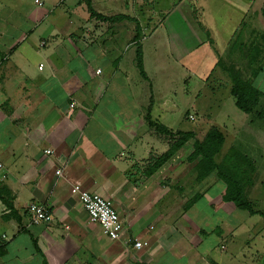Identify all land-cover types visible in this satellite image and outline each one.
Returning a JSON list of instances; mask_svg holds the SVG:
<instances>
[{
    "label": "crops",
    "instance_id": "1",
    "mask_svg": "<svg viewBox=\"0 0 264 264\" xmlns=\"http://www.w3.org/2000/svg\"><path fill=\"white\" fill-rule=\"evenodd\" d=\"M41 2L20 13L0 0V264H242L248 253L260 264L264 218L257 227L258 214L223 201L215 171L198 179L192 140L167 157L171 140L145 115L183 131L164 120L176 91L158 90L150 67L188 54L217 63L240 29L259 36L250 25L264 0H90L99 16L84 0ZM251 46L246 60L260 62L252 78L259 73L264 93V50ZM75 182L112 200L119 239L89 220ZM31 201L49 223L29 222ZM134 237L148 245L135 249Z\"/></svg>",
    "mask_w": 264,
    "mask_h": 264
},
{
    "label": "rangeland",
    "instance_id": "2",
    "mask_svg": "<svg viewBox=\"0 0 264 264\" xmlns=\"http://www.w3.org/2000/svg\"><path fill=\"white\" fill-rule=\"evenodd\" d=\"M6 1H8V5L19 9L20 13H24L28 8H36L33 0ZM253 23L254 27L253 25L250 27H257L259 36L250 29H240L233 37L229 51L219 57L217 63L208 60L206 55L188 54L187 57L184 56L181 62H167L164 63L165 67L160 69L155 66L150 68L152 71L156 69L157 86L154 85V87L156 86L160 91H166V89L176 91L169 94L168 97V110L164 118L167 125L174 123L175 126L179 125L178 128L183 129V131L195 130L201 136L212 127L220 130L223 134V145L219 154L216 155V159L222 161L224 156L228 154L232 159L238 157L239 154L244 156L243 160L240 158L236 169L242 173L240 179L244 184L247 198L253 202L256 209H259L264 208V117H259L255 111L263 109L264 98L261 99L255 110L251 112L240 110L230 94L232 80L228 75L229 70L224 69V67H233L234 71L243 78L251 80L259 88V73L256 74V77H252L253 70L259 67L260 62L248 61L249 56L246 60L245 54L255 41H259V49L264 50V17L262 15L254 16ZM160 39L157 40L158 43ZM240 42L244 45H239ZM196 48L201 47L198 45ZM184 49L193 52L195 47L191 46ZM167 58L173 59L171 56H167ZM159 65L163 64L159 63ZM210 67L215 68L213 73L208 72ZM136 69L138 73V68ZM232 73H234L233 70ZM206 75L209 77L207 78ZM141 77L143 76L141 75ZM171 99L175 105H178V108H175ZM189 113L194 114V120L188 119ZM187 151L189 150L185 151L186 154ZM232 152H234L233 155H231ZM187 162L190 163L191 161L188 159ZM187 162L185 165H188ZM187 167H191V165L189 164ZM261 219L260 216L250 218L254 225L258 224L257 227L262 226ZM261 230L263 235L259 237V254L264 249V226ZM251 256L252 254L248 253L242 264H259L260 258L253 259L250 258ZM254 256L256 255L254 254ZM260 262V264H264V251Z\"/></svg>",
    "mask_w": 264,
    "mask_h": 264
},
{
    "label": "trees",
    "instance_id": "3",
    "mask_svg": "<svg viewBox=\"0 0 264 264\" xmlns=\"http://www.w3.org/2000/svg\"><path fill=\"white\" fill-rule=\"evenodd\" d=\"M87 5V9L91 15H97L90 5V0H84ZM122 17V16H120ZM118 17H103L104 20L119 19ZM139 35L137 34L135 40ZM136 67L139 73L146 77L142 63L141 46L137 41L136 46ZM225 70H229V77L232 80L230 87V94L235 100V104L240 110L251 112L257 108V105L264 98V93L255 87L251 80L243 78L238 72L234 71L233 67H224ZM232 70L234 73H232ZM255 71H253L254 74ZM259 117H264V107L261 111H255ZM145 121L148 126L154 128L157 132L165 134L171 140L170 146L167 152V157H170L176 150L185 146L187 142L192 140V151L189 156V160H196L193 165L198 179L205 178L212 171H215L216 176L222 182L225 183V190L222 195L223 201L232 202L235 207L247 211L249 214H258L264 218V209H256L253 202L247 198V194L244 190V184L241 182V172H238L236 167L238 162L244 159V156L239 154L238 157L230 158L229 154L225 155L222 161L216 159V155L219 154L223 145V134L216 127L210 128L201 139L194 137V133L191 131L171 130L161 123H157L151 120L149 113L145 115ZM232 152L231 155H233ZM236 154V152H235ZM229 157V159H228ZM241 158V159H240ZM9 208L12 205L6 200H3Z\"/></svg>",
    "mask_w": 264,
    "mask_h": 264
},
{
    "label": "built area",
    "instance_id": "4",
    "mask_svg": "<svg viewBox=\"0 0 264 264\" xmlns=\"http://www.w3.org/2000/svg\"><path fill=\"white\" fill-rule=\"evenodd\" d=\"M34 2L42 5L41 0H34ZM44 43L45 41L42 40L41 45ZM95 72L99 73L100 69H95ZM70 105L72 106L73 103ZM189 118L193 119V116L190 115ZM45 152L50 153L51 150L46 149ZM55 173L61 175V168H57ZM71 191L78 198L91 222L97 223L109 239L117 240L120 238L123 224L110 198L100 193L89 191L78 182L71 185ZM26 213L29 222L32 224L49 223L52 220V214L47 210L45 205L35 201L28 203ZM131 241L135 249H141L148 245L147 241L137 239L136 237L132 238Z\"/></svg>",
    "mask_w": 264,
    "mask_h": 264
}]
</instances>
